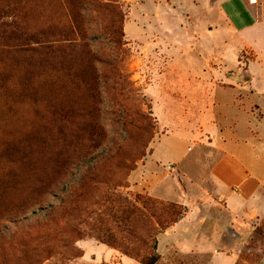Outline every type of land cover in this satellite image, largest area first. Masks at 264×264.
Returning <instances> with one entry per match:
<instances>
[{"label": "rangeland", "instance_id": "rangeland-1", "mask_svg": "<svg viewBox=\"0 0 264 264\" xmlns=\"http://www.w3.org/2000/svg\"><path fill=\"white\" fill-rule=\"evenodd\" d=\"M221 3L0 0V264H263V223L218 255L189 221L157 239L185 212L175 201L195 205L210 188L214 96L224 129L235 119L264 136L263 96L247 90L246 115L228 107L242 99L231 82L264 72V27L230 30ZM254 4L264 24V0ZM155 141L175 163L155 189L163 199L131 181L142 186Z\"/></svg>", "mask_w": 264, "mask_h": 264}, {"label": "crops", "instance_id": "crops-1", "mask_svg": "<svg viewBox=\"0 0 264 264\" xmlns=\"http://www.w3.org/2000/svg\"><path fill=\"white\" fill-rule=\"evenodd\" d=\"M233 3L238 4V7L232 8ZM221 4L227 27L230 30L247 31L248 29H258L261 25L264 27L254 2L249 0H223ZM262 30L264 32V28ZM253 44L258 46L255 39ZM231 83H234V85L229 86L228 89L234 90L238 93V97L241 96L242 98L241 100L232 98L229 105L227 103L233 114H247L248 110L243 96L247 90H249L248 94L258 97L263 96L264 99V72L258 78L250 75L241 81ZM210 104L211 110L208 115L210 118L213 116L215 118V120L209 121L215 125L214 130L211 129L210 133L205 134V139L211 145L210 149L213 150L209 155L215 156L214 161L208 167L207 180L210 188L201 190L205 196L204 198H202L203 196L198 197L195 205L194 202L191 204L184 203L181 199H179L181 201H175V203L185 208V212L177 223L160 232L157 239L160 243L161 236L171 237L173 235L177 240L183 234V230L181 233L177 231L181 223L189 221L191 226L197 227L196 230L190 231L189 237L193 238L192 240L196 243L203 241V238L206 242L213 239L214 252L218 255L224 252L221 251L223 249H231V251L232 249H238L247 236L251 235L255 225L264 224V136L259 138L256 134L246 135L244 132L246 130L245 124L241 128L240 122L235 119L231 123L232 126L229 125L227 129H224L218 118L221 110L215 107V105L220 107V100L214 96ZM249 106H254L258 110L261 109L258 104ZM199 129L200 132L206 131L204 125H201ZM201 139L203 137L198 135L197 141ZM155 143L156 141L141 162L142 186L137 185L132 176L131 181L135 189L141 187L142 192L163 199L159 195H154L155 189L162 179L170 176L171 170L175 168V163L172 164L169 161L166 163L160 160V156H156ZM180 173L182 176H187L184 168H181ZM201 199L207 203V205L203 204V208L207 212V217L204 220L201 219L200 206L197 205V202H201ZM177 233L179 234L176 235ZM170 240L175 241L171 238ZM236 252H234L235 254L230 252L227 257L235 259ZM125 258L128 260H125ZM120 260L123 264L137 263L125 256H122ZM215 264H223V261H215ZM230 264H234V262Z\"/></svg>", "mask_w": 264, "mask_h": 264}, {"label": "trees", "instance_id": "trees-1", "mask_svg": "<svg viewBox=\"0 0 264 264\" xmlns=\"http://www.w3.org/2000/svg\"><path fill=\"white\" fill-rule=\"evenodd\" d=\"M125 256H127V255H125ZM127 257H130V256H127ZM158 257H159L158 255H153L149 259H147L143 264H154L156 262V260L158 259Z\"/></svg>", "mask_w": 264, "mask_h": 264}, {"label": "built area", "instance_id": "built-area-1", "mask_svg": "<svg viewBox=\"0 0 264 264\" xmlns=\"http://www.w3.org/2000/svg\"><path fill=\"white\" fill-rule=\"evenodd\" d=\"M250 2H254L255 0H249Z\"/></svg>", "mask_w": 264, "mask_h": 264}]
</instances>
